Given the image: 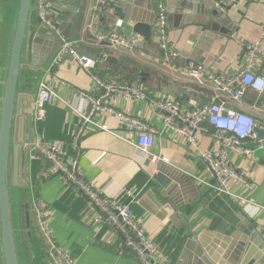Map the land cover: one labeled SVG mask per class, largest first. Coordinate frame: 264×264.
I'll use <instances>...</instances> for the list:
<instances>
[{
  "label": "crops",
  "instance_id": "0c3cea01",
  "mask_svg": "<svg viewBox=\"0 0 264 264\" xmlns=\"http://www.w3.org/2000/svg\"><path fill=\"white\" fill-rule=\"evenodd\" d=\"M55 1L62 2L67 8L63 1ZM93 1L82 0L77 15L66 11L55 20L63 32L69 35V39L74 35L76 40L71 42L79 49L98 55L92 73L81 66L76 56L71 60L65 56L55 65L54 59L46 71L32 66L30 55L33 39L36 33L43 30V25L38 22V0L32 2L26 46L27 66L20 81L19 102L25 109L29 103H33L28 112L32 111L35 143L44 141L58 145L63 157L68 161L76 160L85 180L91 182L105 197L131 206L134 216L158 245L161 257L159 264H207L206 253L196 240L208 233L211 234L207 235L211 242L206 245L216 244L217 235L236 236L238 240H244L257 232L264 239V210L254 217L245 211V204L236 203L228 196L199 183L200 178L215 183L213 173L199 157L201 153L215 147L212 128L204 125L205 130L198 133L195 146L181 144L176 140L174 129H166L162 118L147 100L172 96L193 110L190 106L192 99L200 105L211 102L215 94L211 80L206 79L203 87L198 86L190 77L164 63L155 24L151 38L145 40L138 35L140 41L133 49L115 48L111 43H95L84 31L91 16ZM179 1L166 0L169 41L180 53L178 65L198 63L206 67V75H235L245 65V48L261 42L262 60L257 72L264 76L261 72L264 63V0H236L224 14L230 17V21L220 24V29L215 31L212 30L214 21L209 15L180 11L176 6H171ZM144 3L151 6L152 0H144ZM112 8L113 5L104 11L101 31L106 34L120 32L126 36L136 35L131 28L124 32L119 29L114 31V24L119 19ZM17 10L18 0L0 2V83L8 61ZM170 11L172 15H169ZM198 21L199 26H196ZM65 22L69 24L68 27L63 26ZM209 25H212L210 30L199 31ZM110 57L117 62H107L106 59ZM42 59L43 56L40 61ZM92 74L103 80L135 87L147 98L115 96L109 101H101L105 108L113 111L94 115L95 125L75 142L76 131L82 122L81 114L90 108L82 94L99 100L103 95L94 83ZM42 80L47 81L59 98L56 103L46 107L45 119L38 121L33 105ZM168 85H176L195 94H189L184 99L175 94H164L163 87ZM219 101L225 102L228 109L251 114L258 122L264 120V94L258 96L249 92L241 103H236L227 94L221 93ZM119 113L143 118L157 129L159 133L155 136L151 154L167 159V162L150 161L149 165V159L135 146L136 134L121 128ZM29 122L30 117L26 116L28 140ZM98 125H105L108 130H102ZM263 158L264 153H257L249 160L239 154L233 155V162L248 172L250 177L247 181L255 184L254 189H249L246 184L236 183L233 192L261 207H264ZM156 167L163 168L170 179L166 195L152 179L153 174L158 173ZM47 173L46 161L41 153L32 152L31 148L28 182L18 192V207L26 224L30 222L27 221V214L29 219L33 215V204L38 200L43 201L51 215L50 228L56 243L78 264H140L130 253L117 252L120 234L109 223L102 221V213L92 207L75 186L61 175L45 176ZM24 189L32 194L29 209L25 207ZM250 245L251 260H254V264H264V249L252 242Z\"/></svg>",
  "mask_w": 264,
  "mask_h": 264
},
{
  "label": "built area",
  "instance_id": "2783aa9c",
  "mask_svg": "<svg viewBox=\"0 0 264 264\" xmlns=\"http://www.w3.org/2000/svg\"><path fill=\"white\" fill-rule=\"evenodd\" d=\"M115 1L94 0L91 16L84 27V31L97 44L111 43L115 48L133 49L140 41L138 35L126 36L120 32L106 34L100 29L105 9L110 7ZM235 1L215 0L214 6L224 11L227 6L232 5ZM154 7L156 15L155 26L160 39L162 60L164 63L170 64L172 69L190 77L198 86L203 87L206 79L211 80L215 91L211 102L200 105L198 101L192 99L190 100V106L193 107V110H190L172 96L164 95L147 98L141 90L135 87L123 86L117 82L103 80L92 74L94 83L100 90H105L106 93L102 95L101 100L94 99L88 94H82L86 102L90 104V108L89 111L81 114L82 122L76 131L75 142L85 135L92 125H95L92 118L94 115L113 111L105 108L101 101H109L115 96L147 98L162 118L166 129H174L176 140L180 141L181 144L195 146L198 133L205 130L204 125L212 128L215 147L201 153L199 157L213 173L215 183H210L207 178L198 179L199 183L210 187L219 194L228 196L236 203L245 204V211L256 217L259 211L264 210V207L257 206L253 204L252 200L242 198L233 192L236 183L246 184L249 189L255 188L253 182L247 181L250 177L248 172L233 162V155L239 154L244 159L249 160L253 159L257 153H264V138H259L255 133L256 128L264 131V120L258 122L254 116L245 111L228 109L226 103L219 101V98L221 93H225L234 102L241 103L249 92H254L258 96L264 94V76L257 72L258 65L262 60V44L261 42H255L247 46L245 65L237 74L220 73L217 75H206V67L202 64H177L180 59V53L169 41L166 0H154ZM66 11L68 10L62 5V2L38 0V16L45 23H50L51 18L54 17L56 19ZM72 45H74V42L65 41L64 47L55 58L54 65L64 59ZM79 63L90 73H92L96 65L94 61L89 59H79ZM58 98V94L50 88L47 81L42 80L39 84L38 97L34 104V113L38 121L45 119L46 107L56 103ZM118 116L120 117L121 128L136 134L134 143L139 152L150 159L151 162L156 163L159 160L167 162V159H161L151 154L155 136L159 133L155 127L140 117H132L124 113H119ZM98 128L108 130L105 125H98ZM32 152L41 153L53 163V166L45 176H63L87 198L92 207L102 213V221L109 223L120 234L121 242L117 245L118 253H130L140 264H159L161 257L158 245L146 233L141 221L134 216L131 206L105 197L91 182L85 180L76 160L68 161L63 157L61 148L58 145L37 141L32 146ZM248 207L250 208L247 209ZM33 210L36 222L49 250L52 264H78L74 258L56 243L50 228L51 215L47 205L43 201L38 200L33 204Z\"/></svg>",
  "mask_w": 264,
  "mask_h": 264
},
{
  "label": "water",
  "instance_id": "95a60500",
  "mask_svg": "<svg viewBox=\"0 0 264 264\" xmlns=\"http://www.w3.org/2000/svg\"><path fill=\"white\" fill-rule=\"evenodd\" d=\"M67 4V10L73 15H77L82 0H61ZM215 0H181L175 5L178 10H189L199 15H209L214 24L212 30L220 29V24L224 25L230 21L229 16L224 14L231 8L227 6L225 10L218 9L214 6ZM33 0H18V10L15 20V29L11 39L7 65L4 76L0 83V251L3 264H21L19 254V245L16 237V223L20 226L18 220L20 209L18 207L19 190L27 185L28 182V165L29 153L32 145L35 143L33 129L32 111L29 113L33 103H29L28 108L19 102V87L22 77L26 73L27 66V39L28 25L31 18ZM112 12L119 19L114 26L121 32L131 28L133 33L139 35L142 39L148 40L152 36V30L155 24L156 15L154 0L152 4L147 5L144 0H116L112 4ZM111 5V6H112ZM172 15L171 11L170 14ZM55 18L50 19V23H45L40 17L38 22L43 25V30L36 33L33 39L30 62L33 67L46 71L51 66L59 51L64 47L65 41H69V35L65 34ZM199 21L196 26H199ZM68 23L63 26L68 27ZM212 25L201 28L199 31L210 30ZM198 32V29L197 31ZM43 44L44 47H40ZM46 47V48H45ZM43 48V49H42ZM247 47L245 48V53ZM43 56L42 61H40ZM89 59L97 61L98 55L89 51L81 50L77 45H72L66 53V59ZM107 62L114 64L116 59L107 58ZM203 62V60H199ZM264 74V63L261 67ZM151 81V80H150ZM149 81V82H150ZM150 85V84H149ZM106 91L102 90V94ZM164 94H175L177 97H186L189 94H195L193 91H186L176 85L163 87ZM34 110V105H33ZM26 116L30 117L29 140L26 137ZM259 138H264V131L259 128L255 129ZM26 146L28 149H26ZM46 161V170L48 171L53 163L42 155ZM150 165V159L148 161ZM264 165V158L261 162ZM158 173L153 174V181L167 194L170 185V179L166 177L163 168L156 167ZM17 217V222L15 223ZM29 220L27 214V221ZM206 234L203 238L196 240L203 247L205 261L207 264H254L252 257V248L250 243H255L261 249H264V239L259 233L254 232L249 238L238 240L234 237H223L217 235L216 244L206 245L211 242ZM251 241V242H250ZM217 244H220L217 246ZM250 250V251H248ZM264 262V257H263Z\"/></svg>",
  "mask_w": 264,
  "mask_h": 264
},
{
  "label": "rangeland",
  "instance_id": "374dc122",
  "mask_svg": "<svg viewBox=\"0 0 264 264\" xmlns=\"http://www.w3.org/2000/svg\"><path fill=\"white\" fill-rule=\"evenodd\" d=\"M30 197H32L31 193ZM18 220L21 221L20 226L16 217V237L19 245L21 264H52L49 250L36 222V217V224H33L32 230H29L24 216L20 214ZM0 264H3L1 251Z\"/></svg>",
  "mask_w": 264,
  "mask_h": 264
},
{
  "label": "trees",
  "instance_id": "16d2710c",
  "mask_svg": "<svg viewBox=\"0 0 264 264\" xmlns=\"http://www.w3.org/2000/svg\"><path fill=\"white\" fill-rule=\"evenodd\" d=\"M0 2H2V0H0ZM70 41H74V40H76L75 38H74V35H72L71 36V39H69ZM24 196H25V199H26V201H25V207H26V209H29L30 208V202H31V200H30V193H28V189H24ZM30 213H31V211H30ZM34 212H33V215L31 214V216H30V219H29V225H28V223H27V226H28V228H29V230H32V227H33V224L35 225V218H34Z\"/></svg>",
  "mask_w": 264,
  "mask_h": 264
}]
</instances>
